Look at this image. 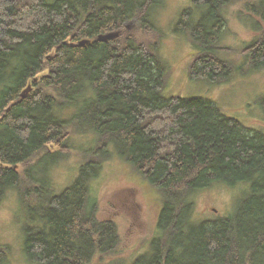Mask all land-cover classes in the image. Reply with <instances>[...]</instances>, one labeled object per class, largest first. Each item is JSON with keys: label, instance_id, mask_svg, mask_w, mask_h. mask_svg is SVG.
Returning <instances> with one entry per match:
<instances>
[{"label": "trees", "instance_id": "16d2710c", "mask_svg": "<svg viewBox=\"0 0 264 264\" xmlns=\"http://www.w3.org/2000/svg\"><path fill=\"white\" fill-rule=\"evenodd\" d=\"M156 1L0 0V200L14 192L27 218L40 220L25 228L31 263L264 264V135L203 98L162 97L156 49L119 36L133 19L150 30ZM240 1L258 20L243 55L248 68L264 69V0H192L174 30L196 50L191 80L226 83L232 66L219 43L226 10ZM108 34L119 38L98 41ZM74 138L91 146L74 149ZM74 155L77 175L57 188L53 170ZM113 156L161 197L156 231L130 261L109 259L117 227L90 203L91 183ZM215 185L237 191L232 214L193 221L197 193Z\"/></svg>", "mask_w": 264, "mask_h": 264}, {"label": "rangeland", "instance_id": "374dc122", "mask_svg": "<svg viewBox=\"0 0 264 264\" xmlns=\"http://www.w3.org/2000/svg\"><path fill=\"white\" fill-rule=\"evenodd\" d=\"M245 4L246 1H240L226 10V25L219 43V48L223 50L219 58L232 66L226 83L211 85L189 77L196 50L174 30L181 13L193 10L192 0H157L148 18L150 30L141 29L133 19L126 23L124 32L119 36L130 35L143 46L156 49L166 68L162 91L164 99L172 96L203 98L217 106L224 116L264 135V115L260 103L264 97V69L255 71L248 68L243 55L245 47L256 36L252 22L258 20L250 17ZM200 16V12H196L192 22H198ZM87 141L85 138H74V149L90 147ZM77 162L78 157L74 155L69 162L53 170L52 179L57 188L71 185L77 175V169L72 168V164ZM140 174L113 156L102 164L97 179L91 183L90 203H94L96 218L114 222L120 236L116 254L110 260L130 261L144 253L156 231L161 197ZM236 197V190L221 185L200 191L194 200L193 221L201 223L232 214ZM39 223V219L32 222L27 218L14 192H9L0 200V247L7 250L6 264H35L24 254L25 228L38 226Z\"/></svg>", "mask_w": 264, "mask_h": 264}, {"label": "water", "instance_id": "95a60500", "mask_svg": "<svg viewBox=\"0 0 264 264\" xmlns=\"http://www.w3.org/2000/svg\"><path fill=\"white\" fill-rule=\"evenodd\" d=\"M117 37H118V34L99 35L98 36V41L106 42L108 40L115 39ZM84 44H85V42H83V41L79 43L80 46H82ZM22 97H24V94L22 95Z\"/></svg>", "mask_w": 264, "mask_h": 264}]
</instances>
